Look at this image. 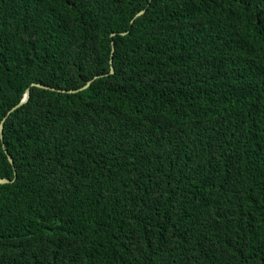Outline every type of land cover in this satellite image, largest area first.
I'll return each mask as SVG.
<instances>
[{
  "label": "trees",
  "instance_id": "1",
  "mask_svg": "<svg viewBox=\"0 0 264 264\" xmlns=\"http://www.w3.org/2000/svg\"><path fill=\"white\" fill-rule=\"evenodd\" d=\"M5 117L0 264H264V0H0Z\"/></svg>",
  "mask_w": 264,
  "mask_h": 264
},
{
  "label": "water",
  "instance_id": "2",
  "mask_svg": "<svg viewBox=\"0 0 264 264\" xmlns=\"http://www.w3.org/2000/svg\"><path fill=\"white\" fill-rule=\"evenodd\" d=\"M142 12H143V11L139 12L137 15H140ZM113 50H114V45H113V43H112V51H113ZM110 62H111L110 73H113V72H114V67H113V65H112V59L110 60ZM90 83H91V82H87V84H86L85 86H83L82 88H80V89L69 90V91H65V90H58V91L73 93V92H77V91H79V90H81V89H83V88L88 87V86L90 85ZM33 86H37V87H41V88H45V89H50V90H56V89L53 88V87H49V86H46V85H43V84H39V83H33ZM29 95H30V89L28 88V89L25 91L22 100H21V101L15 106V107H13V108L8 112V114H9L11 111L15 110L17 107H19L20 105H22V104H24L25 102H27L28 99H29ZM5 119H6V117L0 122V138H1V139H2V132H3V126H4V121H5ZM3 148H4V152H5L6 155H7V158H8V160H9V162H10L11 164H13V160H12V158L10 157L8 151L6 150V148H5L4 146H3ZM8 182H10L9 179L0 178V184H2V183H8Z\"/></svg>",
  "mask_w": 264,
  "mask_h": 264
}]
</instances>
